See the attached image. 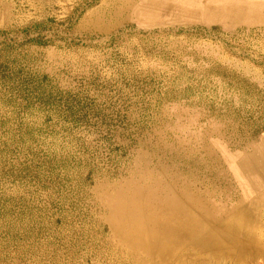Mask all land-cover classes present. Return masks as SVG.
I'll use <instances>...</instances> for the list:
<instances>
[{
  "label": "rangeland",
  "instance_id": "374dc122",
  "mask_svg": "<svg viewBox=\"0 0 264 264\" xmlns=\"http://www.w3.org/2000/svg\"><path fill=\"white\" fill-rule=\"evenodd\" d=\"M233 1L0 0V264H109V195L151 169L250 192L264 0Z\"/></svg>",
  "mask_w": 264,
  "mask_h": 264
},
{
  "label": "bare ground",
  "instance_id": "6f19581e",
  "mask_svg": "<svg viewBox=\"0 0 264 264\" xmlns=\"http://www.w3.org/2000/svg\"><path fill=\"white\" fill-rule=\"evenodd\" d=\"M242 172L250 192L232 197L231 203L224 191L202 189L190 171L166 175L161 169H151L116 186L106 205L112 235L104 243L109 264H242L263 260L264 155L247 156ZM253 174L260 183L251 180Z\"/></svg>",
  "mask_w": 264,
  "mask_h": 264
}]
</instances>
